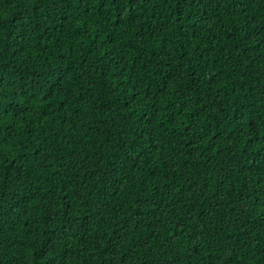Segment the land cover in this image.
I'll return each mask as SVG.
<instances>
[{
    "label": "trees",
    "instance_id": "trees-1",
    "mask_svg": "<svg viewBox=\"0 0 264 264\" xmlns=\"http://www.w3.org/2000/svg\"><path fill=\"white\" fill-rule=\"evenodd\" d=\"M0 264H264V0H0Z\"/></svg>",
    "mask_w": 264,
    "mask_h": 264
}]
</instances>
